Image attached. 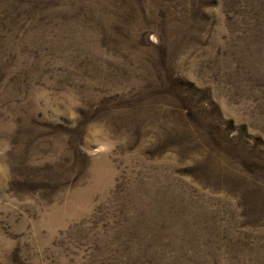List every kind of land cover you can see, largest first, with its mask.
<instances>
[{
  "label": "rangeland",
  "instance_id": "rangeland-1",
  "mask_svg": "<svg viewBox=\"0 0 264 264\" xmlns=\"http://www.w3.org/2000/svg\"><path fill=\"white\" fill-rule=\"evenodd\" d=\"M0 264H264V0H0Z\"/></svg>",
  "mask_w": 264,
  "mask_h": 264
}]
</instances>
